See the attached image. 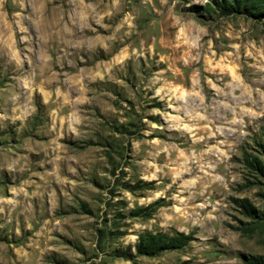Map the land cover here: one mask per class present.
Wrapping results in <instances>:
<instances>
[{"label": "rangeland", "instance_id": "1", "mask_svg": "<svg viewBox=\"0 0 264 264\" xmlns=\"http://www.w3.org/2000/svg\"><path fill=\"white\" fill-rule=\"evenodd\" d=\"M260 9L0 0V264H264Z\"/></svg>", "mask_w": 264, "mask_h": 264}, {"label": "trees", "instance_id": "2", "mask_svg": "<svg viewBox=\"0 0 264 264\" xmlns=\"http://www.w3.org/2000/svg\"><path fill=\"white\" fill-rule=\"evenodd\" d=\"M258 11H261V13H253V15L256 16H263L264 10L260 9ZM159 204H153L150 209L152 211H156ZM183 237L181 235L178 236H167L165 234L159 233V234H151L146 233L141 236L137 250L139 252L146 253L148 255H151L153 253H157L158 251H162L168 248H172L176 245L183 244Z\"/></svg>", "mask_w": 264, "mask_h": 264}]
</instances>
